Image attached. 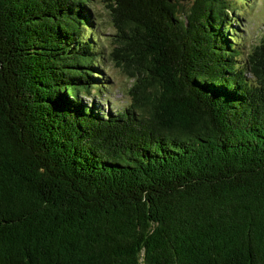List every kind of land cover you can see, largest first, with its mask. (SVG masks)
Wrapping results in <instances>:
<instances>
[{
  "label": "trees",
  "instance_id": "16d2710c",
  "mask_svg": "<svg viewBox=\"0 0 264 264\" xmlns=\"http://www.w3.org/2000/svg\"><path fill=\"white\" fill-rule=\"evenodd\" d=\"M102 1L113 112L92 0H0V264H264V38L229 0Z\"/></svg>",
  "mask_w": 264,
  "mask_h": 264
},
{
  "label": "rangeland",
  "instance_id": "374dc122",
  "mask_svg": "<svg viewBox=\"0 0 264 264\" xmlns=\"http://www.w3.org/2000/svg\"><path fill=\"white\" fill-rule=\"evenodd\" d=\"M190 2L191 0L184 3ZM229 4L235 9L228 18V24L237 30L234 42L243 55H246L264 38V0H229ZM90 9L91 27L86 30L85 35L91 34L99 54L103 57L99 59V71L103 75L98 80V95L92 98L83 97V100L95 103L103 112L118 111L130 103L127 92L132 81L108 57L115 48V30L105 4L102 0H92Z\"/></svg>",
  "mask_w": 264,
  "mask_h": 264
},
{
  "label": "water",
  "instance_id": "95a60500",
  "mask_svg": "<svg viewBox=\"0 0 264 264\" xmlns=\"http://www.w3.org/2000/svg\"><path fill=\"white\" fill-rule=\"evenodd\" d=\"M174 0H167V2L169 3H172ZM179 1H182V2H186V1H189V0H179Z\"/></svg>",
  "mask_w": 264,
  "mask_h": 264
}]
</instances>
